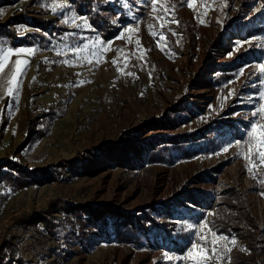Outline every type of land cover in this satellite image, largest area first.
Segmentation results:
<instances>
[{
	"label": "rangeland",
	"instance_id": "rangeland-1",
	"mask_svg": "<svg viewBox=\"0 0 264 264\" xmlns=\"http://www.w3.org/2000/svg\"><path fill=\"white\" fill-rule=\"evenodd\" d=\"M194 3L0 2V264H264V0Z\"/></svg>",
	"mask_w": 264,
	"mask_h": 264
},
{
	"label": "snow or ice",
	"instance_id": "snow-or-ice-1",
	"mask_svg": "<svg viewBox=\"0 0 264 264\" xmlns=\"http://www.w3.org/2000/svg\"><path fill=\"white\" fill-rule=\"evenodd\" d=\"M150 2L153 6H155L156 0H150ZM184 2L187 3V6L189 8L195 7L194 0H184ZM153 10H155V7L153 8ZM160 11L163 13L165 18L171 19L168 16V9L165 8V9H161ZM128 31H134V30L128 29ZM160 40H165V37L161 35ZM87 48H88V45H85L84 49L77 47L76 49H74L73 55L79 58V53L82 50H86ZM25 51H28V50H25V49L19 50V52H25ZM0 54H2L3 56V59L0 60V71H3L5 64L8 62L9 56L13 55L14 53L11 50H8L7 52H3ZM92 57L95 59L96 57L95 52L92 53ZM88 62L91 63L92 61L90 60ZM21 63L22 61L20 60L15 61V65H16L15 73L17 74H20L23 72V69L20 67ZM113 63H115V61H113ZM256 67L259 69L258 79L260 77H264V63H260L256 65ZM15 82H17V76L13 75L12 81L10 83H15ZM253 86H256V85H253ZM260 86L264 87V79H260ZM15 90H16L15 88L10 87L8 89L9 96H12ZM260 100H264V90H261L258 93L255 103H259ZM251 116L254 119L250 121V131L249 133H247V135L249 137V141H255L256 150L252 151L250 149L249 155L247 158L250 160L253 167H258L260 163L264 162V125H258L257 118L264 119V104H260L258 108H255V110L251 112ZM237 143H240V142L238 141ZM228 147L229 146H225L223 151H228ZM204 223L206 224L207 222L205 221ZM197 224H199L201 228L204 227V224H200V222H197ZM187 230L189 234L192 235L194 238L197 236V225L196 224H188ZM208 232L209 234L213 236L214 238L213 240L211 241L208 240L207 237L201 233L200 236H201V239L203 240V244L196 242L195 240L194 242L190 243V249L188 251V258L192 259L194 261V264H210L211 261H214L217 259L223 260L224 259L223 256H220V257L217 256V252L221 248V244L219 243L220 241L225 242L226 251L231 250L229 248H226L227 244L230 243L233 246L235 245V238H232L230 240L228 237L224 236L223 234L217 235V233L211 228L208 229ZM205 244L210 245V247L205 248L204 247ZM168 258L171 259L172 257H168Z\"/></svg>",
	"mask_w": 264,
	"mask_h": 264
},
{
	"label": "trees",
	"instance_id": "trees-1",
	"mask_svg": "<svg viewBox=\"0 0 264 264\" xmlns=\"http://www.w3.org/2000/svg\"><path fill=\"white\" fill-rule=\"evenodd\" d=\"M4 1H11V0H0V2H4ZM85 0H76V2L78 3V2H84ZM89 7V6H88ZM93 19L96 17V18H98L99 17V15L97 14V13H95V14H93ZM4 25H7V23L6 22H4V24H2V26H4ZM97 27H99V26H97ZM104 31H106V30H109V26H108V24H106V23H104ZM135 215V213H133L130 217H132L131 219H133V216ZM138 217V216H137ZM132 222V224H134L135 223V220L133 221H131ZM139 223H143V222H140L139 221Z\"/></svg>",
	"mask_w": 264,
	"mask_h": 264
}]
</instances>
